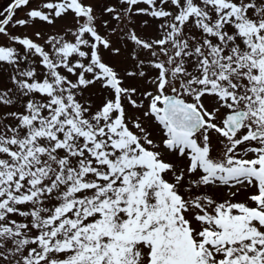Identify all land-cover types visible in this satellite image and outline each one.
Segmentation results:
<instances>
[{"label":"snow or ice","instance_id":"6c2138e0","mask_svg":"<svg viewBox=\"0 0 264 264\" xmlns=\"http://www.w3.org/2000/svg\"><path fill=\"white\" fill-rule=\"evenodd\" d=\"M0 264H264V0L0 8Z\"/></svg>","mask_w":264,"mask_h":264},{"label":"rangeland","instance_id":"374dc122","mask_svg":"<svg viewBox=\"0 0 264 264\" xmlns=\"http://www.w3.org/2000/svg\"><path fill=\"white\" fill-rule=\"evenodd\" d=\"M8 2L9 0H0V8L6 6ZM21 15H23V10L18 12V16H21Z\"/></svg>","mask_w":264,"mask_h":264}]
</instances>
